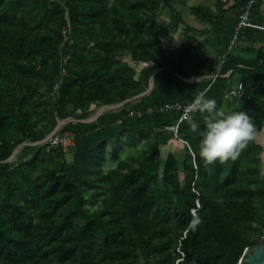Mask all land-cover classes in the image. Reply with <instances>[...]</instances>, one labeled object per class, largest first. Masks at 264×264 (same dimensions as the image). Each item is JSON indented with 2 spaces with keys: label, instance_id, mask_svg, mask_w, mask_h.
Returning <instances> with one entry per match:
<instances>
[{
  "label": "trees",
  "instance_id": "1",
  "mask_svg": "<svg viewBox=\"0 0 264 264\" xmlns=\"http://www.w3.org/2000/svg\"><path fill=\"white\" fill-rule=\"evenodd\" d=\"M246 1L234 0V8ZM160 3L171 0H0V264H134L140 257L238 264L247 247L264 240L252 239L264 230L263 147L254 138L238 159L206 164L183 116L207 90L218 110L245 111L262 132L264 47L253 58L228 50L238 18L226 17L221 3L214 14L199 5L193 11L202 22L214 19L204 32L223 37V62L189 42L165 55L163 23L152 13ZM173 14L171 31L179 24L193 31ZM245 34L253 41L264 31ZM126 53L144 64L140 71L122 61ZM151 81L137 102L62 129L73 134L71 162L61 143L23 145L17 161L7 162L58 120L86 119L96 106L144 93ZM235 81L244 84V100L225 96ZM195 119L203 129L201 116ZM171 126L184 141L178 156L162 155ZM142 140L146 150L121 157L125 145ZM110 155L116 164L105 170ZM100 193L96 208L87 205Z\"/></svg>",
  "mask_w": 264,
  "mask_h": 264
},
{
  "label": "rangeland",
  "instance_id": "2",
  "mask_svg": "<svg viewBox=\"0 0 264 264\" xmlns=\"http://www.w3.org/2000/svg\"><path fill=\"white\" fill-rule=\"evenodd\" d=\"M114 0H110V3H113ZM221 3L224 5L223 9H226V17H231L232 15L236 16L238 18L239 10L234 8V0H171L170 6L164 5L163 3H160L157 8L153 10L154 16L160 20L163 23V39L162 44L163 48L165 50V55H169L170 53H177V47L180 46L182 43H184L186 40L191 41L192 45L196 48H199L200 52H204L208 55H214L218 56L220 59V63L222 60V54L221 50L223 49V37L217 32L216 34L214 32H204V30H208L209 28H212L213 26V20L206 19V22L200 21L199 17L196 16V14L193 11V6H203L204 8L208 9L211 13H217L221 6ZM63 4V2L61 3ZM174 12H178L180 14V17L184 19L185 24L189 25L193 31L191 33H187L184 29V25L179 24L177 31H171L170 25L174 23ZM232 14V15H230ZM217 29V28H216ZM211 33V34H210ZM92 45V42L89 44ZM239 46L246 47V43H239ZM238 47V46H237ZM249 47V46H248ZM215 48V49H213ZM173 58H176V54H174ZM122 61H125L132 66L136 72L140 71L144 64L135 63L132 59V57L129 55V53H126L124 56H121ZM212 79V76H201V77H195L191 79H186L187 82H200V81H209ZM152 82V81H151ZM236 82V81H235ZM234 82V84H235ZM153 88V84H152ZM148 90V89H147ZM145 91L144 93H141L140 95H137L133 97L132 99H128L124 102L113 104V105H102V106H96L92 109L91 114L86 118L82 120H75L73 118H66L61 119L57 121V125L54 128L52 132H50L44 139L37 142H26L14 149L11 156L9 157V160L7 162H16L19 156V152L23 145L35 147L44 145L47 143H51V141H55L57 138H62L63 142L61 143L63 145V150L65 153V157L68 162H71V152L70 149L73 147V138H71L70 132L62 131V129L68 124V123H93L99 116L104 115L105 113L111 112V111H119L122 107H124L125 104L130 103L133 104L137 102L138 98L143 97L148 93V91ZM150 92V91H149ZM128 106V105H127ZM128 108V107H127ZM229 108L227 106L223 107L221 111H224L225 114H227ZM98 113V114H97ZM130 116H133V112H129ZM176 126L168 127L166 130L173 131V138L169 139V146L165 148L162 155H165L167 152H172L175 155H181L183 152V140L177 139V135H175L174 129ZM264 129V127H263ZM68 137H70V140H68ZM256 143L261 145L264 150V131L262 130V133H258L255 136ZM58 144V143H56ZM55 142L51 143V146L55 147ZM139 147L142 150L147 149V142L145 140L140 141L135 146H129L125 145L124 148L121 150V157L124 158L130 152L134 149V147ZM260 159V173L261 176H264V151L261 154ZM116 161L112 160L111 155L109 156L108 161L106 162L104 168L105 170H108L109 168L115 166ZM103 194H97L90 202H88L87 205H89L91 208H96L97 205H99L102 202ZM259 205V203H257ZM264 237V230L260 235H253L252 239L255 241H259L261 238ZM153 262L152 259H150L149 262L144 257H140L138 259V262L134 264H151Z\"/></svg>",
  "mask_w": 264,
  "mask_h": 264
},
{
  "label": "clouds",
  "instance_id": "3",
  "mask_svg": "<svg viewBox=\"0 0 264 264\" xmlns=\"http://www.w3.org/2000/svg\"><path fill=\"white\" fill-rule=\"evenodd\" d=\"M188 123L192 133L200 137L199 155L206 164L236 160L256 136V127L245 111L225 114L218 110L215 98L207 90L199 92L186 105ZM199 115L204 127L195 119Z\"/></svg>",
  "mask_w": 264,
  "mask_h": 264
},
{
  "label": "built area",
  "instance_id": "4",
  "mask_svg": "<svg viewBox=\"0 0 264 264\" xmlns=\"http://www.w3.org/2000/svg\"><path fill=\"white\" fill-rule=\"evenodd\" d=\"M263 3L264 0H247L244 4H242L239 8V13H238V20L234 28V32L232 35V38L230 39L229 47L228 50H230L233 47H237L239 43H247L248 38L245 34L246 30L248 29H259L264 31V26L262 25H257L252 22L251 15L252 11L258 3ZM67 31H64L66 33ZM225 55H223L221 62L224 61ZM226 97H235L238 99L244 100L246 98V91L244 89V84L242 81L237 82L231 89L226 90ZM177 108H180V106L177 105ZM185 113L183 116H185L186 112V107L184 109ZM175 135H177V128L174 129ZM71 134V138H73V134ZM68 140L71 139L68 137ZM55 142L56 143H62L63 139L62 138H57L55 141H51V143Z\"/></svg>",
  "mask_w": 264,
  "mask_h": 264
},
{
  "label": "crops",
  "instance_id": "5",
  "mask_svg": "<svg viewBox=\"0 0 264 264\" xmlns=\"http://www.w3.org/2000/svg\"><path fill=\"white\" fill-rule=\"evenodd\" d=\"M230 15H232V14H230ZM252 17H253V20H252V22L254 23V24H257V25H262V26H264V2L263 3H261V4H259V5H257V7H255L254 9H253V11H252V15H251V19H252ZM228 18H230V19H234V18H236V16H234V15H232L231 17H228ZM252 29H254V28H252ZM259 30V29H258ZM262 31V30H261ZM211 34V33H210ZM187 42H189V43H191L192 44V42L191 41H188V40H186L184 43H187ZM183 44V43H182ZM246 47H242L241 45L239 46L238 45V47L237 48H235V49H237V51H239V54L241 55V56H243V57H245V58H253V56H254V52L255 51H257V49L260 47V46H263L264 47V36H262V35H258V36H255L254 37V40L252 41H250V40H248V42L246 43ZM249 46V47H248ZM213 49H215V48H213ZM212 56H214V55H212ZM230 72H231V70L230 71H228L224 76L225 77H228L229 76V74H230ZM223 76V77H224ZM237 83V81L235 82V84ZM234 84V85H235ZM233 85V86H234ZM232 86V87H233ZM263 131H264V129H263ZM260 133H262V132H260Z\"/></svg>",
  "mask_w": 264,
  "mask_h": 264
},
{
  "label": "water",
  "instance_id": "6",
  "mask_svg": "<svg viewBox=\"0 0 264 264\" xmlns=\"http://www.w3.org/2000/svg\"><path fill=\"white\" fill-rule=\"evenodd\" d=\"M152 84L153 82L149 85L148 93L152 90ZM238 264H264V240L261 239L256 245L247 247Z\"/></svg>",
  "mask_w": 264,
  "mask_h": 264
},
{
  "label": "bare ground",
  "instance_id": "7",
  "mask_svg": "<svg viewBox=\"0 0 264 264\" xmlns=\"http://www.w3.org/2000/svg\"><path fill=\"white\" fill-rule=\"evenodd\" d=\"M98 114V113H97Z\"/></svg>",
  "mask_w": 264,
  "mask_h": 264
}]
</instances>
